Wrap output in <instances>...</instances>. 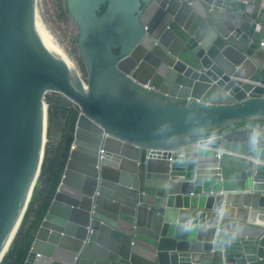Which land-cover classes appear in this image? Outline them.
<instances>
[{"label": "water", "instance_id": "water-1", "mask_svg": "<svg viewBox=\"0 0 264 264\" xmlns=\"http://www.w3.org/2000/svg\"><path fill=\"white\" fill-rule=\"evenodd\" d=\"M67 5L77 29L52 0H0V259L50 93L73 112L23 264H264V3Z\"/></svg>", "mask_w": 264, "mask_h": 264}, {"label": "trees", "instance_id": "trees-1", "mask_svg": "<svg viewBox=\"0 0 264 264\" xmlns=\"http://www.w3.org/2000/svg\"><path fill=\"white\" fill-rule=\"evenodd\" d=\"M104 9L101 6L100 12ZM99 12V13H100ZM257 12H255L256 14ZM63 16V15H62ZM73 44L76 43V38L72 39ZM77 58L79 59L78 53ZM83 76L85 68H81ZM47 105V141L44 147V154L40 166L37 181L33 187L29 197L25 211L18 224V227L11 239V242L0 259V264H23L34 240L36 231L43 219L48 208L50 197L47 195V190L50 182L58 181V170L61 168V160L63 153V145L55 144L52 139V131L58 125L64 126L68 114H72V104L61 98L59 94L46 93L44 97ZM216 131L210 130L208 133ZM49 176V181L40 183L43 178ZM39 184V187H38Z\"/></svg>", "mask_w": 264, "mask_h": 264}, {"label": "flooded vegetation", "instance_id": "flooded-vegetation-1", "mask_svg": "<svg viewBox=\"0 0 264 264\" xmlns=\"http://www.w3.org/2000/svg\"><path fill=\"white\" fill-rule=\"evenodd\" d=\"M52 2H53V4H54V8L57 10V11H59V13H61V15H66V16H68L72 21H73V23L75 24V26H76V29H77V24H76V22L74 21V19L71 17V15H70V13H69V10H68V5H67V0H52ZM104 5V8H105V4H103ZM103 5H101V6H103ZM101 6H100V9H99V11H97V14H100L101 12H100V10H101ZM100 12V13H99ZM77 34H78V31H77V33H76V35H75V38H76V43H75V46H76V48H77V53H78V56H79V59H80V55H79V46H78V43H77ZM78 61V63H79V65H80V67L81 68H85L84 67V64L82 63V61H81V59H80V61L79 60H77ZM63 127V126H62ZM54 134H55V136H54ZM58 132H54L53 133V135L52 136H54V138H57L58 137ZM64 137V132H62V128H61V133H60V135H59V138H57V144L59 143V144H62L63 143V138ZM46 178V177H45ZM45 178H43V180H44V182L43 183H45V182H48L50 179H45ZM56 182V181H55Z\"/></svg>", "mask_w": 264, "mask_h": 264}, {"label": "built area", "instance_id": "built-area-1", "mask_svg": "<svg viewBox=\"0 0 264 264\" xmlns=\"http://www.w3.org/2000/svg\"><path fill=\"white\" fill-rule=\"evenodd\" d=\"M262 3H264V0H260ZM249 10H250V8H249ZM251 11V10H250ZM255 30L257 31V32H259L260 33V35H261V38H260V41H259V45L261 46V47H264V25H262L260 22H257L256 23V27H255Z\"/></svg>", "mask_w": 264, "mask_h": 264}, {"label": "crops", "instance_id": "crops-1", "mask_svg": "<svg viewBox=\"0 0 264 264\" xmlns=\"http://www.w3.org/2000/svg\"><path fill=\"white\" fill-rule=\"evenodd\" d=\"M256 5L255 4H250V6H249V8H250V10H251V12H253L254 11V9H256V7H255ZM260 38H261V35H260V37H259V39H258V42L260 41ZM61 128H62V126H60V125H58L55 129L53 128V133L56 131V132H58V134L60 135V133H61ZM53 133H52V135H53ZM59 135H58V137L57 138H59ZM54 136H55V134H54ZM54 136H52V139H53V141H54V143L55 144H57V138H54Z\"/></svg>", "mask_w": 264, "mask_h": 264}, {"label": "rangeland", "instance_id": "rangeland-1", "mask_svg": "<svg viewBox=\"0 0 264 264\" xmlns=\"http://www.w3.org/2000/svg\"><path fill=\"white\" fill-rule=\"evenodd\" d=\"M37 181V180H36ZM41 182V181H40ZM40 182H39V184H40ZM36 183V182H35ZM39 184H38V187H39ZM41 185V184H40Z\"/></svg>", "mask_w": 264, "mask_h": 264}, {"label": "bare ground", "instance_id": "bare-ground-1", "mask_svg": "<svg viewBox=\"0 0 264 264\" xmlns=\"http://www.w3.org/2000/svg\"><path fill=\"white\" fill-rule=\"evenodd\" d=\"M6 247H7V245H6ZM6 247H5L4 251L6 250Z\"/></svg>", "mask_w": 264, "mask_h": 264}]
</instances>
